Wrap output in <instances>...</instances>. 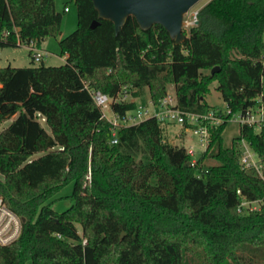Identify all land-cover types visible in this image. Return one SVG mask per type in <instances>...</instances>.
Returning <instances> with one entry per match:
<instances>
[{
	"label": "trees",
	"instance_id": "16d2710c",
	"mask_svg": "<svg viewBox=\"0 0 264 264\" xmlns=\"http://www.w3.org/2000/svg\"><path fill=\"white\" fill-rule=\"evenodd\" d=\"M70 1L77 24L58 40L63 64L0 66V123L13 117L0 131V196L21 218L0 264H264V127L241 125L230 147L222 139L226 119L263 91L264 0H210L177 44L161 24L142 29L132 16L115 33L91 0ZM61 20L55 0H0V47L39 46L60 35ZM212 81L229 113L194 164L155 117L110 142L84 87L114 96L127 85L135 97L146 87L157 103L171 83L176 105L205 112ZM111 107L122 115L136 106ZM241 141L262 176L241 168ZM68 183L72 203L57 211L54 196ZM242 201L259 208L242 212Z\"/></svg>",
	"mask_w": 264,
	"mask_h": 264
},
{
	"label": "built area",
	"instance_id": "2783aa9c",
	"mask_svg": "<svg viewBox=\"0 0 264 264\" xmlns=\"http://www.w3.org/2000/svg\"><path fill=\"white\" fill-rule=\"evenodd\" d=\"M67 10L68 7L64 6L63 11ZM196 12L197 11H194L191 21H185L186 26L189 27L196 24V20H198L196 18ZM26 45L31 53L32 59L34 61H40L43 54L35 42L30 41ZM84 87L89 91L94 103L101 109L100 118L105 119L110 124V142L112 143L117 142V133L121 128L136 124L148 117H155L159 123H179L182 125L185 131L191 132V134L198 139V144L201 147L199 149L200 151H204L210 141L209 130L224 122V115L229 113L227 108L217 109L216 107L209 108L205 112L185 111L176 105L175 93H165L157 103H154L150 100L149 105L152 106L153 109H150L149 106L146 105L142 106L140 104H135V108L127 110L121 115L113 110L111 104L131 100V93L127 89V85L121 86V90L114 96L107 95L101 90L88 87L87 84H85ZM107 110L109 113H107ZM229 120L236 121L239 126L244 124L253 125L256 131H259L261 128H263L264 101L261 95L257 96L254 99V104L249 106L246 110L232 113L230 117L226 119L228 122ZM185 148L186 152L191 157L192 164H194L197 160L193 159V156L196 153L195 147L189 145ZM260 164L262 169L261 161ZM240 166L244 170L253 168L262 176L261 169L257 170L258 168L256 165H254V163L251 161H248L247 158H243ZM88 179H90V176H88ZM243 203L244 201H242L240 205ZM20 231L21 218L5 204L3 198L0 196V245H6L13 242L19 236ZM83 242H85V240H83Z\"/></svg>",
	"mask_w": 264,
	"mask_h": 264
},
{
	"label": "rangeland",
	"instance_id": "374dc122",
	"mask_svg": "<svg viewBox=\"0 0 264 264\" xmlns=\"http://www.w3.org/2000/svg\"><path fill=\"white\" fill-rule=\"evenodd\" d=\"M210 0H199L196 4L193 5L192 8H190L184 15L183 20L185 21H191L192 15L194 11H198L202 6H204L206 3H208ZM67 6L69 8V11H63L64 6ZM55 6L57 11L62 12V20L60 25L61 33L57 37L49 36L45 38L43 41L40 42V45L38 46L41 53L43 54L40 61H34L32 59L31 53L27 47V45H19V46H4L0 47V66H6L11 65L14 67H25V66H37L40 64L43 65H61L65 62V59L63 55L60 54L58 40L61 37L66 36L70 32H72L76 28L77 24V13H76V5L73 1L70 0H55ZM192 26H186L183 24V31H185V34H187L188 30ZM216 81H212V83L209 85L210 92L205 96V101L210 106L219 108H225V103L223 102L220 92L217 90ZM264 86V84H263ZM166 93H175V88L173 84L168 83L166 85ZM143 97L139 98L138 104L145 105V101L147 100L148 89L145 87L143 88ZM264 90V87H263ZM107 113L108 110H107ZM13 118V117H12ZM12 118L4 119L0 123V131L6 127L11 121ZM42 126L46 129L47 132L49 131L48 126L45 124L43 119L39 118ZM162 126V133L164 140L169 142L173 145H183L185 147H188L189 145H192L196 149V153L193 156V159L196 160L198 158V155L201 153V148L198 144V139L191 134L189 131H185L184 127L182 125L175 124V123H161ZM239 124L236 121L229 120V122L226 124L225 128L222 131V139H223V145L225 147H230L232 143V137L237 136L239 133ZM165 135V136H164ZM198 145V146H197ZM238 148L241 153V160L240 163L243 161V158H247L248 161H251L256 165L258 168L257 170H260V161L258 159V156L254 153V151L248 146L247 143L244 141H241L238 143ZM43 152H35L32 154L31 158L38 157ZM245 160V159H244ZM215 160L212 159H206L204 160L205 165L213 164ZM245 162V161H244ZM88 177V176H87ZM89 180V179H87ZM72 183H68L65 186H63L59 192L56 193L54 196L57 198L55 202L53 203L52 207L57 211H62L69 207L71 205V200L68 198V195L72 191ZM259 201H244L242 205H240V211L246 212L250 209H256L259 208ZM78 233H81V227L76 224Z\"/></svg>",
	"mask_w": 264,
	"mask_h": 264
},
{
	"label": "water",
	"instance_id": "95a60500",
	"mask_svg": "<svg viewBox=\"0 0 264 264\" xmlns=\"http://www.w3.org/2000/svg\"><path fill=\"white\" fill-rule=\"evenodd\" d=\"M199 0H91L97 11V17L113 22L117 33L128 16L136 19L138 26L148 29L154 24H161L175 44L185 39L183 34V15ZM98 20L93 19L90 27ZM198 23V20H196ZM218 70L213 66L211 73ZM124 233L121 234L123 236Z\"/></svg>",
	"mask_w": 264,
	"mask_h": 264
},
{
	"label": "crops",
	"instance_id": "0c3cea01",
	"mask_svg": "<svg viewBox=\"0 0 264 264\" xmlns=\"http://www.w3.org/2000/svg\"><path fill=\"white\" fill-rule=\"evenodd\" d=\"M65 6H66V5H65ZM67 11H69V8H68ZM38 48H39V47H38ZM63 57H64V59H65L66 54L63 55ZM263 84H264V79H263ZM148 94H149V93H148ZM141 97H143V95H139V96H136V97L131 95L130 98H131L132 101L135 102V104H138V103H139L138 100H140L139 98H141ZM261 97H262V99H263V101H264V90H263L262 93H261ZM149 102H150V98H149V95H148V96H147V100L145 101L144 104H145L146 106H149L150 109H153L152 106L149 105ZM225 105H226V104H225ZM211 107H213V106H211ZM225 108H226V106H225ZM170 124H171V123H170ZM164 136H165V135H164ZM184 147H185V146H184Z\"/></svg>",
	"mask_w": 264,
	"mask_h": 264
}]
</instances>
